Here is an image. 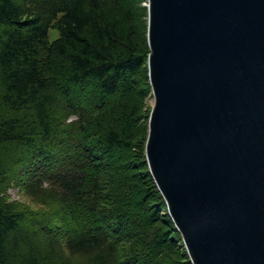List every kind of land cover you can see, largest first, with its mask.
<instances>
[{
    "label": "trees",
    "instance_id": "1",
    "mask_svg": "<svg viewBox=\"0 0 264 264\" xmlns=\"http://www.w3.org/2000/svg\"><path fill=\"white\" fill-rule=\"evenodd\" d=\"M142 2L0 0V264H190L144 157Z\"/></svg>",
    "mask_w": 264,
    "mask_h": 264
},
{
    "label": "water",
    "instance_id": "2",
    "mask_svg": "<svg viewBox=\"0 0 264 264\" xmlns=\"http://www.w3.org/2000/svg\"><path fill=\"white\" fill-rule=\"evenodd\" d=\"M144 157L190 264H264V0H145Z\"/></svg>",
    "mask_w": 264,
    "mask_h": 264
},
{
    "label": "rangeland",
    "instance_id": "3",
    "mask_svg": "<svg viewBox=\"0 0 264 264\" xmlns=\"http://www.w3.org/2000/svg\"><path fill=\"white\" fill-rule=\"evenodd\" d=\"M144 4H145V2L139 3L138 7H142V6H144ZM56 37H57V32L53 29H50L48 32L49 41L54 40ZM144 101H145V105H144L145 109L148 110L150 108V105H151V92H149V94H147L144 97ZM144 112L145 111H143V113ZM143 135H144V129H143V131L140 132V136L142 137ZM133 167L134 166H132V168ZM132 171H133V169H131L129 172H132ZM7 195L11 201L17 202L21 207H24L27 209H33V210H37V209L41 208V206H39V204H37L32 198H30L28 195H26L24 188L13 187L8 191ZM153 228L154 229L159 228V229L164 230V231L166 229V227L161 222H156V223L154 222ZM164 245H166V246H163L166 249H171V248H168V247H170L169 244L168 245L164 244ZM181 248H183V247H181ZM176 250H178V247L175 246L174 251H176ZM176 259L177 258L174 257V262L177 261Z\"/></svg>",
    "mask_w": 264,
    "mask_h": 264
}]
</instances>
